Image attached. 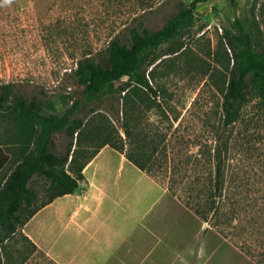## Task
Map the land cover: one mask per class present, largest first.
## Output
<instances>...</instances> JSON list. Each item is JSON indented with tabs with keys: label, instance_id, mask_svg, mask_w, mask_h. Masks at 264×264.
I'll return each mask as SVG.
<instances>
[{
	"label": "rangeland",
	"instance_id": "obj_1",
	"mask_svg": "<svg viewBox=\"0 0 264 264\" xmlns=\"http://www.w3.org/2000/svg\"><path fill=\"white\" fill-rule=\"evenodd\" d=\"M190 1L0 0V85L13 84L25 97L39 99L44 115L73 111L72 116L83 119L74 139L77 164L103 144L115 143L124 150L136 146L146 155L155 148L152 178L168 194L144 183L145 190L149 188L144 208L150 206L154 215V242L156 231L161 245L190 242V229L205 227L192 241L206 242L209 253L223 245L210 264H258L257 259L264 264V108L252 93L234 122L224 124L222 109L232 64L225 33H237L239 26L248 30L254 19L264 37V0L197 3L193 25L181 37L183 48L165 55L159 50L143 66L156 94L133 86L125 95L89 98L75 84L78 59L101 55L114 36L126 34L137 20L150 29L160 28L181 3ZM18 131L14 119L0 113V143L11 153L0 185L18 160ZM67 141L63 131L56 132L51 149L62 153ZM217 152L221 191L214 195L215 213L205 221L185 200L199 194L204 203L213 193ZM101 160L113 164L114 176L120 154L109 149ZM42 181L38 201L47 196ZM147 221L145 217V226ZM3 244L5 264H52L20 229ZM161 252L169 259L170 251Z\"/></svg>",
	"mask_w": 264,
	"mask_h": 264
},
{
	"label": "trees",
	"instance_id": "obj_2",
	"mask_svg": "<svg viewBox=\"0 0 264 264\" xmlns=\"http://www.w3.org/2000/svg\"><path fill=\"white\" fill-rule=\"evenodd\" d=\"M202 1L206 0L181 3L157 29H150L141 21H135L128 27L126 34L114 36L101 55L83 56L77 60L73 70L75 84L89 98L104 93L125 95L133 86H140L156 94L143 66L150 64L159 50L165 55L183 48L181 37L193 25L196 5ZM225 38L231 51L232 64L227 72L222 109L224 124H230L238 118L239 110L252 93L259 98L264 108V37L259 24L253 19L248 30L239 26L237 33H225ZM41 111L42 103L39 99L25 97L13 84L0 85V113L11 116L18 124L19 131L15 139L22 144L18 148V160L0 185V250L4 247L3 243L41 206L57 196L77 190L83 179L84 165L95 155L94 152L80 164L74 161L77 150L74 148V139L76 136L78 140L83 126L82 118L72 116L73 111L60 116L44 115ZM59 131H63L68 139L62 153L51 149L52 136ZM124 133L129 134L128 127L124 128ZM110 146L124 153L129 161L154 177L151 155L155 151L154 147L146 155L136 146L131 150H124L123 146L115 143ZM217 153L213 193L204 203L199 200V194L192 201L185 200V204L205 221L208 220V214L215 213L214 195H219L221 191L222 160L220 153ZM10 159L11 153L5 144L0 143V170ZM41 179L46 185L44 191L47 196L38 201ZM4 262L0 251V264ZM257 262L262 263L259 259Z\"/></svg>",
	"mask_w": 264,
	"mask_h": 264
},
{
	"label": "crops",
	"instance_id": "obj_3",
	"mask_svg": "<svg viewBox=\"0 0 264 264\" xmlns=\"http://www.w3.org/2000/svg\"><path fill=\"white\" fill-rule=\"evenodd\" d=\"M109 149L118 152L121 159L114 176L113 164L101 160ZM82 174L77 190L41 206L20 228L52 264H210L223 246L219 244L209 253L206 242L192 241L205 227L190 229V242L162 245L156 227L154 242V215L150 216V206L145 210L144 197L149 196V188L167 191L110 145L99 146ZM134 175L140 178H132ZM144 183L149 187L146 190ZM155 218L158 225V214ZM166 250L170 251L169 259L161 252Z\"/></svg>",
	"mask_w": 264,
	"mask_h": 264
}]
</instances>
